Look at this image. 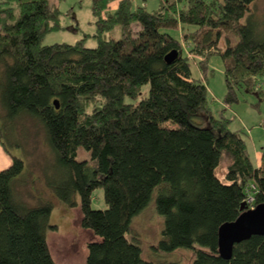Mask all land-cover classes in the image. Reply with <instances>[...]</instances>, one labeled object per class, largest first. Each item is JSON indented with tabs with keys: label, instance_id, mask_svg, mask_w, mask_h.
Listing matches in <instances>:
<instances>
[{
	"label": "trees",
	"instance_id": "obj_1",
	"mask_svg": "<svg viewBox=\"0 0 264 264\" xmlns=\"http://www.w3.org/2000/svg\"><path fill=\"white\" fill-rule=\"evenodd\" d=\"M111 1L91 0L97 43L86 46L84 37L42 44L61 27L54 0H0V143L17 145L25 122L43 132L51 159L44 183L79 208L81 226L95 236L84 264H180L143 258L126 235L153 196L163 219L157 249H193V264H264V235L235 243L228 259L217 245L218 227L240 214L248 195L253 206L264 203V146L256 166L241 130L212 110L190 68L196 60L205 71L217 53L224 104L239 90L264 99V30L248 17L240 22L254 0H159L152 10L132 0L110 10ZM116 25L117 38L107 34ZM171 50L177 56L166 62ZM81 148L94 164L77 158ZM24 168L13 156L0 170V264H60L46 237L53 202L21 197ZM97 188L103 209L91 206Z\"/></svg>",
	"mask_w": 264,
	"mask_h": 264
},
{
	"label": "rangeland",
	"instance_id": "obj_2",
	"mask_svg": "<svg viewBox=\"0 0 264 264\" xmlns=\"http://www.w3.org/2000/svg\"><path fill=\"white\" fill-rule=\"evenodd\" d=\"M60 11L59 29L50 31L43 36L42 44L52 43H74L84 37L86 46H95L97 40L92 34L95 32L93 23L94 17L91 10V0H54ZM133 7L144 4L148 10L155 9L159 0H132ZM116 0L109 3V8H115ZM247 17L255 27L258 34L264 30V0H254L249 5V10L240 22H246ZM192 25H185L183 29H193ZM171 35L178 36L179 28L169 30ZM108 35L119 37L121 29L116 25ZM223 44L221 40L219 46ZM185 44L183 43V47ZM187 53V50H184ZM191 60L190 68L192 76L199 78L207 87V98L212 110L217 113L222 110L223 114L230 118L229 127L231 129H240L242 136L247 144L253 164H257V155H260L261 148L264 146V99L258 101L257 97L243 90L237 92V101L230 105L224 104L223 97L226 92V85L223 73V62L219 54H211L207 60V69L201 71L196 62ZM148 85H144L143 90H147ZM26 131L22 128L17 129V145L7 144L5 148L1 143V149L5 156L10 160L0 166V170L9 166L13 156L21 157L24 161L25 176L16 183V189L23 199L31 202H37V198L50 197L52 208L50 214V223L54 227L47 231V244L52 258L60 264H84L87 253V244L95 239L91 231L83 228L80 224V211L77 206L67 207L60 203L49 191L44 183L43 169L45 164H49V147L43 142V132L36 131L31 123ZM168 125H174L172 122H166ZM18 127V126H17ZM78 159H87L91 164L89 153L80 149ZM47 161V162H46ZM54 167V166H53ZM219 177L222 176L217 172ZM49 176L50 174L47 173ZM245 202V201H244ZM247 209L254 208L246 204ZM93 208L103 209L105 202L101 188L93 192L91 199ZM163 219L155 209L154 196L149 200L146 206L135 215L130 223V229L126 233L128 237L139 243L142 248V257L155 261H171L180 264H193V249L176 248L171 251H162L157 249L158 241L161 238V229Z\"/></svg>",
	"mask_w": 264,
	"mask_h": 264
},
{
	"label": "water",
	"instance_id": "obj_3",
	"mask_svg": "<svg viewBox=\"0 0 264 264\" xmlns=\"http://www.w3.org/2000/svg\"><path fill=\"white\" fill-rule=\"evenodd\" d=\"M177 56L176 50L166 54V62H171ZM56 104V101H54ZM57 106V104H56ZM240 214L232 221L223 222L217 230L218 254L225 259L232 255L235 243L252 235H264V203L247 209L245 202L240 205Z\"/></svg>",
	"mask_w": 264,
	"mask_h": 264
},
{
	"label": "crops",
	"instance_id": "obj_4",
	"mask_svg": "<svg viewBox=\"0 0 264 264\" xmlns=\"http://www.w3.org/2000/svg\"><path fill=\"white\" fill-rule=\"evenodd\" d=\"M118 1L119 0H116L115 8L117 7ZM114 9H112V10H114ZM260 153H261V151H260ZM257 158H258V161H257V164H255L256 166H258L260 164V155H257ZM9 161L10 160L5 156V154L3 153L1 146H0V166L4 165V162H5V164L9 163Z\"/></svg>",
	"mask_w": 264,
	"mask_h": 264
},
{
	"label": "built area",
	"instance_id": "obj_5",
	"mask_svg": "<svg viewBox=\"0 0 264 264\" xmlns=\"http://www.w3.org/2000/svg\"><path fill=\"white\" fill-rule=\"evenodd\" d=\"M252 199H253L252 196L248 195L247 198L245 199V203L252 207L253 206L252 205Z\"/></svg>",
	"mask_w": 264,
	"mask_h": 264
}]
</instances>
